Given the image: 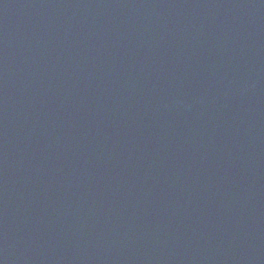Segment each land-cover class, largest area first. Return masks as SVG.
Here are the masks:
<instances>
[{"label": "water", "instance_id": "water-1", "mask_svg": "<svg viewBox=\"0 0 264 264\" xmlns=\"http://www.w3.org/2000/svg\"><path fill=\"white\" fill-rule=\"evenodd\" d=\"M0 264H264V0H0Z\"/></svg>", "mask_w": 264, "mask_h": 264}]
</instances>
